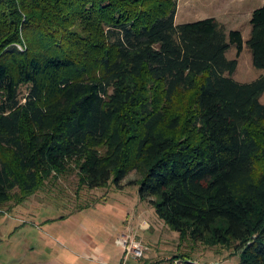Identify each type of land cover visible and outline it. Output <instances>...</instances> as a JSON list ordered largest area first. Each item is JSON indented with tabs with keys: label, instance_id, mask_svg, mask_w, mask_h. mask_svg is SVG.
Wrapping results in <instances>:
<instances>
[{
	"label": "trees",
	"instance_id": "trees-1",
	"mask_svg": "<svg viewBox=\"0 0 264 264\" xmlns=\"http://www.w3.org/2000/svg\"><path fill=\"white\" fill-rule=\"evenodd\" d=\"M176 12V0H0V219L73 171L88 189L135 173L128 185L182 240L264 264V5L246 42L262 73L247 83L233 78L242 33ZM2 239L0 261L16 264V227Z\"/></svg>",
	"mask_w": 264,
	"mask_h": 264
},
{
	"label": "rangeland",
	"instance_id": "rangeland-1",
	"mask_svg": "<svg viewBox=\"0 0 264 264\" xmlns=\"http://www.w3.org/2000/svg\"><path fill=\"white\" fill-rule=\"evenodd\" d=\"M176 4V24L213 17L224 26L226 31L239 30L244 40V48L238 59L233 78L238 82L247 83L259 77L262 71L253 66L252 54L246 42L251 29L250 13L263 6L264 0H176ZM227 57L230 59L235 57L234 48L228 51ZM26 92V87H23V95H26ZM259 100L264 104V93ZM182 101V105L186 106L188 103L186 99ZM179 104L178 101L177 106L169 105L170 111L168 112H175L179 109ZM76 174L77 172L73 171L56 180L47 181L42 191L35 194L25 206L8 213L5 221L0 219V238L4 239L15 227L18 230L23 225L33 224L32 229L38 237H42L40 233H43L49 240L48 243L57 244L61 238L55 233L54 220L59 222L60 218L64 217L71 221L76 214H92L93 211L91 213L90 208L96 209V206L100 207L99 204H102L104 211L108 209L106 215L116 213L110 218H115L117 215L124 217V222H120L121 227L130 225L131 234L146 246V259L149 261L154 262L165 257L178 258L183 264H239L241 261V250L239 249L236 251L231 247L195 243L189 239L182 240L177 232L170 230L156 217L147 201L139 200L138 186L128 185L129 182L137 179L135 173L128 176L123 182L125 187L120 190L114 188L113 185L102 189L80 187ZM23 236H25L23 242L21 241L14 251L16 264H29L32 261L39 263L44 257L42 247H37L29 234H23ZM6 241L5 244L10 240ZM2 242L4 243V240ZM114 249L117 248L114 246ZM5 250L7 249L4 248L0 253L5 254ZM8 254L14 255L12 250ZM20 256L23 260H18ZM2 263L1 260L0 264Z\"/></svg>",
	"mask_w": 264,
	"mask_h": 264
},
{
	"label": "crops",
	"instance_id": "crops-1",
	"mask_svg": "<svg viewBox=\"0 0 264 264\" xmlns=\"http://www.w3.org/2000/svg\"><path fill=\"white\" fill-rule=\"evenodd\" d=\"M260 75L261 73L258 76ZM99 205L101 206H96V209L90 208L91 213L93 211L92 214H76L71 221L68 218L60 219L59 222L54 220L55 233L61 238L57 244L48 243L49 240L43 233H40L42 237H38L32 229L33 224L23 225L16 230V247L21 241L23 242L25 238L23 234H29L33 243L43 249L44 257L40 258L41 261L37 264H118L123 251L119 237L122 234L131 233V227L130 225L121 227L120 222H124V217L117 215L115 218H110L116 213L108 216L106 215L108 209L104 211L102 204ZM110 243L117 249H114ZM18 260H23V257H18ZM29 264L36 263L32 261Z\"/></svg>",
	"mask_w": 264,
	"mask_h": 264
},
{
	"label": "built area",
	"instance_id": "built-area-1",
	"mask_svg": "<svg viewBox=\"0 0 264 264\" xmlns=\"http://www.w3.org/2000/svg\"><path fill=\"white\" fill-rule=\"evenodd\" d=\"M141 227L144 229L143 226ZM135 237L131 233L120 235L119 242L123 251L118 264H183L180 259L175 257H165L154 262L147 260L146 246Z\"/></svg>",
	"mask_w": 264,
	"mask_h": 264
}]
</instances>
